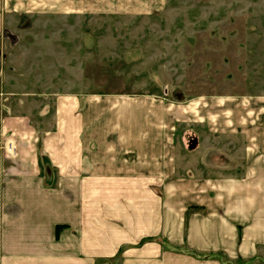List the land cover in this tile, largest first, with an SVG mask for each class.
I'll return each instance as SVG.
<instances>
[{
	"label": "crops",
	"instance_id": "0c3cea01",
	"mask_svg": "<svg viewBox=\"0 0 264 264\" xmlns=\"http://www.w3.org/2000/svg\"><path fill=\"white\" fill-rule=\"evenodd\" d=\"M56 104L55 132L40 142L29 117L0 99V141L16 147L0 155V264H264L263 137L251 138L239 174H184L163 107H122L104 126L85 120L76 97ZM185 113L176 114L191 120ZM211 115L196 119L214 131L227 125Z\"/></svg>",
	"mask_w": 264,
	"mask_h": 264
},
{
	"label": "rangeland",
	"instance_id": "374dc122",
	"mask_svg": "<svg viewBox=\"0 0 264 264\" xmlns=\"http://www.w3.org/2000/svg\"><path fill=\"white\" fill-rule=\"evenodd\" d=\"M0 45V99L40 142L55 132L60 96L104 126L122 107H163L184 174H239L251 138H264V0H0ZM209 111L227 125L199 124ZM193 157L218 160L200 171Z\"/></svg>",
	"mask_w": 264,
	"mask_h": 264
},
{
	"label": "built area",
	"instance_id": "2783aa9c",
	"mask_svg": "<svg viewBox=\"0 0 264 264\" xmlns=\"http://www.w3.org/2000/svg\"><path fill=\"white\" fill-rule=\"evenodd\" d=\"M0 155L13 157L16 155V147L11 140L0 141Z\"/></svg>",
	"mask_w": 264,
	"mask_h": 264
},
{
	"label": "trees",
	"instance_id": "16d2710c",
	"mask_svg": "<svg viewBox=\"0 0 264 264\" xmlns=\"http://www.w3.org/2000/svg\"><path fill=\"white\" fill-rule=\"evenodd\" d=\"M212 257H218V256H212ZM254 261V259H249V260H246V261H237L235 262L234 264H250ZM222 262H228L227 260H222Z\"/></svg>",
	"mask_w": 264,
	"mask_h": 264
}]
</instances>
